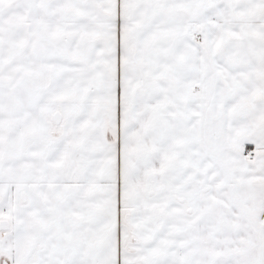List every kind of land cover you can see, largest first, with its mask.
<instances>
[{
  "label": "snow or ice",
  "instance_id": "obj_1",
  "mask_svg": "<svg viewBox=\"0 0 264 264\" xmlns=\"http://www.w3.org/2000/svg\"><path fill=\"white\" fill-rule=\"evenodd\" d=\"M0 264H264V0H0Z\"/></svg>",
  "mask_w": 264,
  "mask_h": 264
}]
</instances>
